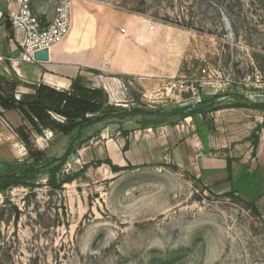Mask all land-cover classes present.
<instances>
[{
    "label": "rangeland",
    "instance_id": "rangeland-1",
    "mask_svg": "<svg viewBox=\"0 0 264 264\" xmlns=\"http://www.w3.org/2000/svg\"><path fill=\"white\" fill-rule=\"evenodd\" d=\"M73 8L67 36L92 31L97 17L115 12L152 26L150 31L163 27L168 33L157 50L167 66L178 58L180 69L147 95L133 78L113 100L101 88L104 109L113 114L80 136L38 135L22 123L32 150L49 161L72 145L55 178L57 184L68 175L75 180L56 188L48 172L59 163L31 164L15 133L21 126L0 108V174L26 164L42 167L28 186L0 190V264H264V218L233 196L225 179L210 184L199 174L209 156L204 143L222 131L225 126L216 127L229 112L233 149L243 154L250 144L253 150L256 128L245 136L231 109L248 111L243 119L264 121L263 111L247 108L264 103V0H74ZM177 81L186 90L170 91ZM193 110L203 119L184 117ZM124 111L137 114L123 118ZM108 159L123 170L111 171ZM247 182L236 179L240 195L248 196L249 189L241 191Z\"/></svg>",
    "mask_w": 264,
    "mask_h": 264
},
{
    "label": "crops",
    "instance_id": "crops-1",
    "mask_svg": "<svg viewBox=\"0 0 264 264\" xmlns=\"http://www.w3.org/2000/svg\"><path fill=\"white\" fill-rule=\"evenodd\" d=\"M12 1L15 3L17 0ZM7 6L8 0H0V84L4 81L20 83L15 91L17 95L32 92L30 87L39 85L58 91H70L72 82L80 77L86 85L91 82L93 89L105 90L109 99L113 100L121 93L126 79H136L140 89L147 95L166 81L174 79L179 72L180 60L171 57L170 65L167 66L165 53L157 50V43L168 33L167 30L162 27L150 31L139 19L122 12L97 17L92 31L70 34L60 45L48 49L46 58L36 59L32 54L29 62L21 60L20 49L14 42L7 20ZM120 29H125V34ZM152 48L156 51L150 53ZM92 72L98 73L97 76L91 77ZM231 110L239 123L240 119L243 121L239 131L244 130L245 136L258 126L261 127L257 145L255 148L252 145L253 150H249L248 144L243 154L233 149L232 142L236 139H232L235 130L230 126L233 117L229 112L223 116L225 123L216 127L219 130L220 126H225L220 128L222 131L204 143L203 151L209 156L201 161L199 174H204L206 182L210 184L225 179L235 196L253 204L264 218V121L261 116L255 120L243 119L251 116L244 109ZM3 113L15 126L24 123L15 111ZM236 157L241 160L234 161ZM238 177H246L247 185L242 186L241 191L249 189L248 196L237 192L235 185Z\"/></svg>",
    "mask_w": 264,
    "mask_h": 264
},
{
    "label": "trees",
    "instance_id": "trees-1",
    "mask_svg": "<svg viewBox=\"0 0 264 264\" xmlns=\"http://www.w3.org/2000/svg\"><path fill=\"white\" fill-rule=\"evenodd\" d=\"M82 78L77 77L71 85L70 91H57L44 85L31 86L33 93L29 95L21 96L20 100L15 99V91L20 83L4 81L0 84V108L4 111H15L20 114L22 121L29 123L31 128L41 135L43 131H50L53 134L61 135L62 137H68L76 133L77 136L87 128L93 126L102 120V118H109L112 116V111L106 104V95L99 89H92L84 86ZM27 86V85H26ZM240 104H234V107H241ZM264 112V103H254L251 107ZM102 117H90L103 111ZM51 114H54L61 118L62 121L54 119ZM137 113L126 112L121 113V117L128 115H136ZM203 116L202 111L193 110L185 114L184 117H196ZM264 124V123H263ZM261 127L258 126L253 135V147L255 148L258 142V135ZM29 154V158L32 161L31 164H39L45 161L42 167H50L55 163L58 165L52 167L48 172L51 182L50 185L53 188L59 185L69 184L75 180V175H68L66 178L61 179L59 184L56 182V174H58L65 164V161L72 155V145L68 147L62 157L49 161L45 157V153L41 151H33L31 146V135L27 126L23 125L15 132ZM127 143L124 146V151L127 150ZM24 165L19 171H12L9 173L0 174V190H5L10 187L28 186L30 182L34 181L36 175L39 174V170L42 167H35L33 165ZM106 164L111 171L118 172L123 169L112 165L108 159ZM235 196V193H231ZM251 210L258 214L253 204L248 203Z\"/></svg>",
    "mask_w": 264,
    "mask_h": 264
},
{
    "label": "built area",
    "instance_id": "built-area-1",
    "mask_svg": "<svg viewBox=\"0 0 264 264\" xmlns=\"http://www.w3.org/2000/svg\"><path fill=\"white\" fill-rule=\"evenodd\" d=\"M73 7L74 0H8L7 20L20 59L29 62L34 52L61 43L71 28ZM120 32L125 34V29ZM185 88L179 81L169 84L170 91L181 93Z\"/></svg>",
    "mask_w": 264,
    "mask_h": 264
},
{
    "label": "bare ground",
    "instance_id": "bare-ground-1",
    "mask_svg": "<svg viewBox=\"0 0 264 264\" xmlns=\"http://www.w3.org/2000/svg\"><path fill=\"white\" fill-rule=\"evenodd\" d=\"M61 43H59L58 45H60ZM47 51L48 49L39 50V51L34 52L33 55L36 59H40V57H42L45 53H47Z\"/></svg>",
    "mask_w": 264,
    "mask_h": 264
},
{
    "label": "water",
    "instance_id": "water-1",
    "mask_svg": "<svg viewBox=\"0 0 264 264\" xmlns=\"http://www.w3.org/2000/svg\"><path fill=\"white\" fill-rule=\"evenodd\" d=\"M225 22H226L227 28H229V24H228V22H227V20H226V19H225Z\"/></svg>",
    "mask_w": 264,
    "mask_h": 264
}]
</instances>
